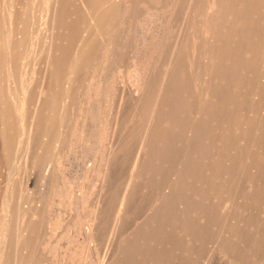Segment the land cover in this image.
I'll list each match as a JSON object with an SVG mask.
<instances>
[{
	"label": "bare ground",
	"instance_id": "obj_1",
	"mask_svg": "<svg viewBox=\"0 0 264 264\" xmlns=\"http://www.w3.org/2000/svg\"><path fill=\"white\" fill-rule=\"evenodd\" d=\"M17 1L2 0L0 2V72L2 71L3 73L5 71L6 73L4 74H7L6 78L7 76L11 77L14 67H10L9 63H15L19 60L23 48L30 51L41 49L44 52L43 62L45 63L43 77H41V82L39 81L40 86L37 88L29 118L25 115L27 110L24 111V105L26 103L24 104L25 101L21 102L22 97L17 98L13 96L15 93H9V91L11 92V87L6 94V98H10L9 100L14 104V111L1 113V135L5 142H2L4 146L1 145V147L6 146L8 149L7 154L11 153L10 148L14 146L16 148V145L13 146L12 144L15 143L14 140H19L16 137L21 133L19 129L22 127L25 138L23 136L21 138L23 137L26 141V143L24 142L26 144V157L22 165H25V172H28L29 169L34 168L35 170L38 166H42L47 157L50 156L51 148H53L52 145H57L62 140H68L70 147L77 145L92 147L93 145H97L98 161L95 175H98V179L102 185L94 206L93 222L89 224V234L91 241H93L92 243L95 242L97 244L96 249L98 245L101 244L102 246L101 241L105 239V252L108 251L107 256L104 254L106 257H98L100 259L97 264H191L192 260L198 257L202 247L206 245L204 243L205 239L200 237V235L202 236L206 232L201 233V231L209 227L212 216L214 217V214L218 211L208 201L221 199L224 196L225 198L230 196L228 199H231V201L227 200L229 201L228 203L232 202V205L229 204L231 209L227 207L231 211V215H229L231 221L229 230L227 231L229 234L226 237L223 236L225 240L222 245L225 244L230 249L238 250L239 245L244 239L243 236L247 231H251V227L254 226L256 220H261L255 218L254 212L255 206L261 205L262 207L261 201L264 200V197L262 198L263 200L261 199V194L264 193V169L261 170L259 168L263 174L255 172H253L255 174H251L249 172L248 175L240 173L242 174L241 176H234L236 179L234 177L235 181L232 179L234 186L231 183L233 189L229 191V196L226 195L225 191L214 192L210 195L199 194L198 192L196 195L197 197L199 195L197 199L200 201V204L195 205L198 203V200H196L197 203L195 202L192 205L191 201L188 203V199L190 198H188L189 196L188 194L186 195V192L189 190L187 188L188 181L194 177L193 175V177L191 176L192 170L199 167L203 161L201 160L200 163L198 162L199 160L197 161L198 157L201 158L204 155L202 151L204 153L207 147L216 149L218 140L222 138V136L219 137L222 135L221 130L228 128L227 131H233L236 125L238 128L241 126L234 120L238 119L237 115L233 121L231 118L233 117L231 113L234 114L233 108L239 102L237 103L238 93L236 96V93L233 91V89L236 90L237 86H234L235 88L232 89L230 82L234 83L233 80L238 77L235 78L237 75L233 73V69H230L227 70V77L223 76L224 80L221 78V82L218 69L224 72H226L224 68L228 69L221 62H228L230 64L231 62L233 64L235 62H237L236 64L239 62L251 63L252 51H258L257 48L260 46L254 47L252 50V41L257 24L255 21L259 22L260 19L264 18V0H43L44 6L40 11L42 21L39 24L41 27L38 25V28L34 21L37 18L34 14L35 7L33 3L35 0L32 2V5L31 0H26L25 4H22L23 8L18 6L19 3ZM21 29H23L22 32L20 31ZM261 46L264 47L263 44ZM41 50L40 52H42ZM259 53L263 52L259 51ZM259 53L257 54V60L260 59ZM262 55L264 56V54ZM115 62H136L132 65L135 78L131 83L132 98L130 103L132 102L133 109L130 108L132 104L129 106L134 111L132 118L137 122V125L132 129L133 134L131 133L130 135L129 133V137L133 135L132 138L136 137L135 134L137 135V142L134 148H132L133 153L129 148L131 141L135 142V140L133 139L129 143L127 140H123L124 135L118 136L116 134V124L119 123L120 118L119 110L124 109V105V108H120L118 104L119 110L117 111L113 108V111L116 112L111 111L113 114L109 113L110 110H108L110 96L114 90L112 87H107L108 84H104L102 77L103 73L106 72L104 71L105 68L109 65L111 67V64L114 66ZM186 62L193 63L191 64L195 69H193L194 71L197 70L194 62H205L206 69L202 66L204 68L202 75H206L205 77L203 76L204 81L201 80L202 83L200 81L202 75H200L201 78L199 80L197 79L201 84L194 85L197 84L194 83L193 86L192 83L190 84L192 79L189 80L188 74L194 75L193 77L195 78V74L198 72H194L193 74L191 64L187 65L188 63ZM218 63H221L220 66L222 67L219 68ZM236 64H234L235 66L231 65L236 67L238 66ZM199 65L197 66L199 67ZM244 66H247V64ZM188 68L191 71H188ZM204 70L206 71L205 73ZM234 70L235 72L238 71L237 69ZM255 70L257 71V69ZM244 72L245 76L246 73H249V71ZM104 76L106 77V75ZM81 78L85 79V84L82 87V94H79L82 97L79 100L78 110H75L77 113L74 111L76 115L72 119L69 130L68 127L65 128L64 111H66L67 101L74 89H81L80 84H77L79 88L75 87L77 86L76 83H78L77 80ZM241 79L242 77L238 81H241ZM248 80L250 81V79ZM244 81L247 82L246 79L240 82H243V86L246 83ZM221 83H225L227 87L223 88ZM253 86L251 85V88ZM261 88L264 89L262 86H258V89L255 90L258 91L260 89L262 91ZM25 91H27V88ZM248 91L246 90L247 93ZM250 92L252 94V89ZM240 93L242 94L243 92ZM8 94L10 97H8ZM253 95H255V92ZM253 95L250 96L252 97ZM23 97L25 100L26 97ZM240 97H242V101L245 99L243 95ZM28 99L27 97L26 100ZM101 102H105L104 107L100 105ZM244 102L240 106H243ZM101 104L103 105V103ZM121 104L123 103L120 102ZM263 104L264 101L262 102ZM70 106L73 109V105ZM3 107L6 108L5 106ZM262 107L264 108V106ZM242 111L238 110L241 113ZM128 113L126 111L125 114L131 116ZM125 117L123 116L122 118ZM111 118L114 126L111 125L113 127H109ZM128 118L131 119V117ZM189 119H192V122L189 123ZM127 120L129 121V119ZM131 121L133 122L134 120L132 119ZM231 121H235L236 125L232 123L233 126L235 125L234 127L230 124ZM258 122L261 125V122ZM122 123L126 124L125 121ZM228 124L233 127L231 128L232 130L229 129L230 125ZM227 125L228 127H226ZM246 126L245 123L243 128ZM235 129L237 128L235 127ZM118 130H120V125ZM242 131L243 137L246 134H243ZM226 132L223 133V137L225 138L222 140L225 142L226 137H229L227 141L229 144H232L233 140L230 143V136ZM259 132H256L257 134L254 136L259 135L258 138L260 139L261 133ZM261 132L264 131L262 130ZM238 133L240 134V128L236 134ZM261 137L264 138V136ZM233 139L235 140V137ZM246 139L243 141H246ZM249 139L252 141V138ZM18 140H16V144ZM106 140H109V142H106ZM236 141L235 143L239 145V141ZM261 141L260 139L258 142ZM246 144L247 142L245 146ZM228 146L225 145L221 148L225 147L226 149V147L230 148L232 146L230 150H234L233 145ZM203 147L205 148L204 150ZM246 147L245 151L248 152L249 146ZM250 148L252 147L250 146ZM60 152V154H56L62 157V151ZM127 152H131L132 157L127 164L128 172L125 176L123 175L124 178L122 179L121 172L124 170L123 165L125 164ZM249 152H252L251 149ZM261 152H264V150ZM208 153L212 154L210 151ZM227 157L229 158V155ZM226 158L224 159L223 157L224 161ZM173 159L177 161L175 169L171 165ZM195 161H197L196 164L200 165H196ZM209 163H211V160ZM215 163L218 166L217 161ZM205 166L207 167V165ZM215 167L213 169L216 170L214 172L217 174L219 170ZM253 167L255 166H251V168ZM213 169H208V171L213 172ZM220 169H222L221 166ZM251 170L254 171L255 168ZM194 173L198 178V174L201 172H198L197 175L196 172ZM211 175L215 176L214 174ZM200 177L202 176L200 175ZM206 177H209V174ZM201 180L198 178L199 183H201ZM195 184H193V187H195ZM208 186L210 187L211 185ZM217 187L218 185L215 188L218 189ZM155 188H157L158 193ZM52 189L50 188V190ZM190 189L192 188L190 187ZM153 190L156 191L157 196L154 197V200L150 199L152 202L147 203L149 207L147 205L148 208L146 207V210L142 209L144 212H141V208H138L139 205L136 207V204L142 202V197L146 201L144 197L147 196L148 192H154ZM209 190L212 189L209 188ZM150 193L148 194L149 196H151ZM259 197L260 199H258ZM206 199L209 200L206 201ZM257 200H260L258 202L260 203L259 205H257L258 203L256 204ZM71 202L73 203L74 200L72 199ZM71 202L70 204H72ZM114 202L115 204L113 205L112 203ZM140 205L142 204L140 203ZM33 206L30 205L31 208ZM226 206L224 207L226 208ZM111 208H113L112 211ZM225 208L222 209L224 212ZM3 209V213L1 211L3 221H0L2 223H0V228H2L3 233L0 232L2 233L1 239L3 238L4 245L0 248V264H32L36 259V262L39 260L38 256L40 254L43 258L47 252L48 254H52L50 251H55L53 247L51 248L50 244L44 243L47 240L38 243L41 240L39 238L40 230L43 229L42 226L46 223L44 222L46 218L40 214L42 210L39 212L35 208L33 210L29 208L23 213L21 209H18L17 214L12 217L9 215V209H6V207ZM222 210L220 209L219 211ZM110 212L114 214L112 213V215ZM109 215L112 216V223L110 224L112 227L110 229L109 226V230L107 229L108 232H106V228H108L106 220L111 217ZM132 221L134 224L132 229H124L123 225L127 222L131 224ZM47 223L48 228L53 230L59 222L47 221ZM120 227L122 230H120ZM263 228L262 226L259 229L263 230ZM198 233H200L199 236ZM248 234L250 233L248 232ZM215 241L216 244L217 242L221 244L223 240L217 241L216 239ZM105 243L103 242V244ZM225 245L223 248L226 247ZM68 250L66 252L64 250L65 254L60 251L63 253V255L60 254L62 260H68L69 262L66 261L68 264L87 263L88 250L87 254L85 253V257L83 256L84 259L81 260L77 257L76 251ZM242 251H240L241 253L239 251V253L236 252L237 254H235L234 258L239 264L248 259V256L246 257L247 254L245 255L244 252L242 254ZM55 253L53 254L55 255ZM42 258L38 261L39 264H52L49 258L44 257L46 260H42ZM55 258L52 260L54 261ZM193 263L196 264L197 260ZM53 264H57V262H53Z\"/></svg>",
	"mask_w": 264,
	"mask_h": 264
},
{
	"label": "rangeland",
	"instance_id": "obj_2",
	"mask_svg": "<svg viewBox=\"0 0 264 264\" xmlns=\"http://www.w3.org/2000/svg\"><path fill=\"white\" fill-rule=\"evenodd\" d=\"M25 1L26 0H20V1L18 0L17 1L19 3L18 6H20V8H23V5L25 4ZM33 1L34 0H31V5H32V2ZM20 2H22V3H20ZM33 4H34V7H35L34 14L38 18V19L35 18L34 21H35V25L38 28V25L40 24V21H42L41 20L42 19V16H40V11H41V9H43L44 3H43V0H35ZM255 22L257 24H256V27H255L256 28L255 29L256 31L254 30L255 31V34L253 36V41H252V47H253L252 50L254 49V47L257 48L259 45L260 46L262 44L264 45V18L262 20L261 19L259 20L260 23L257 22V20ZM39 26L41 27V25H39ZM137 29H138V27H137ZM257 29H258V31H257ZM20 31L22 32L23 29H21ZM21 34H19V36H21ZM258 34L261 35V36H259ZM260 41L262 42V44H261ZM260 46L258 47L259 49H261L263 47V46H261V48H260ZM258 48H257L258 51H255V50H253L255 52L252 51V54L255 55L256 57L252 55L251 63L250 62H246V63L245 62H239L238 64H236L237 62H235L234 64H236L238 66L234 67L235 65L232 62H231V64L234 65V66H232L228 62H225V63L224 62H221L222 65L224 67L226 66L228 69H226V68L223 67L224 70H226V72L220 71V69H218V72L221 74V75L219 74L220 80H221V78H223V76L227 77V75H228V74H226L227 73V70H230V69H233V71H234L233 73L235 75H237L236 77L234 75L233 76L235 78L238 77L237 79H234L233 80L234 83H236L235 85H234L233 82H230V84H232V89L237 86L236 90L233 89V91L236 93V96H237V93H238V101H237V103L239 102V104H235V106L233 108L234 114L231 113L233 115V117H231V118H232V121H233L234 117L236 118V115H237V118L238 119L240 118L239 121H237L238 119L237 120L234 119L237 124L241 125V126H239V128H240V134L239 133L236 134V132H237V130L239 128L237 127L235 121L234 122L231 121L230 124L231 125H232V123L235 124L236 126L235 125L234 126L237 129H235V127L232 125L234 127L233 131H229V130L227 131L228 128H225L224 130H221L222 135H220L219 137L222 136V138H220L218 140L217 147H215L216 149H210L208 147L205 149L203 147V150L205 149V152L203 153V151H202V154H204V155L202 157L200 156L201 158H199V157L197 158V161L199 160L198 161L199 163L201 162V160H203L200 163L201 165L198 164V163L196 164L197 161H195V164L196 165H200L202 167L199 166V167H196V168H194L192 170L191 176L193 175L194 177L192 176L193 179L191 178V180H189L188 181L189 183L187 184V186H188L187 188L189 189V190L188 189L187 190L189 192L187 191L188 193L186 192V195L188 194V196H189L188 198H190V199L187 198L189 200L188 203L191 201L190 203H192V205H194L195 202H196V200H198L197 198L199 197V195H198V197L196 195V194H198V192H199V194L200 193L201 194L204 193V194H209L210 195V194H212L214 192H222V191H225L226 192V195L229 196V194H230L229 191H231L233 189V186H234V181H235L234 178L236 179V177L241 176L242 174L248 175L249 172L251 174H255V173H257V174L258 173L259 174L262 173L263 174V172L261 170L264 169V155H263L264 152H261V151L264 150V148H263V146H264L263 145L264 144V142H263L264 138L261 137V136H264V132H261V131L262 130L264 131V125H262V124H264V114L262 115V113L264 112V108L262 107V106H264V104L262 105V102L264 101L263 100L264 99V96H263L264 95V91H263L264 89L261 88L263 92L260 89L258 91L255 90V89H258V86H260V87L262 86L264 88V85H263L264 83H262V82H264V77H263V75H264V61H263L264 58H262V57H264L262 55V54H264V47L261 50H259ZM27 50L28 49H24L23 48L21 50V53H20V56L21 57H19V60L17 62H15V63L14 62L13 63H11V62L9 63L10 64V67H12V68L14 67V70L12 71L11 77H8L7 76V78H6V75L7 74H4L6 72L5 71L3 73H2V71L0 72V77H1L0 78V91H1V93H0V98H1L0 99V110H1V112H0V125L1 126H2V124H1L2 123V121H1V113L2 112H4V113L5 112H9L10 113V112H13L14 111V104H13V102L11 100H9L10 98H6V96H7L6 94L8 93L10 87H11V92L9 91V93H15V94H13V96H16L17 98H21L22 97L23 100L21 99V102H24L25 101L24 104L25 103L26 104L24 105V111L27 110V112H25V115H27V118H29V114H30V111L32 109L33 102L35 101L34 98L36 96L37 88H38V86H40V82H41V79H42L41 77H43L42 74H43V71H44V63H45V62H43V54H44V52L41 49L40 50L43 53L40 52L39 49H38L39 52L37 50L36 51L35 50H32V51L28 50V52H27ZM259 51L260 52L262 51L263 53H259ZM23 53H24V55H23ZM258 53H259L258 56L260 57L259 60H257V58H258L257 57V54ZM29 55H30V57H29ZM31 56H32V59H34V60L31 59ZM27 59H28V61H27ZM36 59H38V60H36ZM115 63L113 64L114 66H112V64H111V67L109 65L107 68H105L104 71H106L107 73L106 72L103 73V77H102L104 84L105 85L108 84L107 87H112V89L114 90L113 94H111V96H110L108 110H110L109 113H112L113 114V112L119 110L118 104H119L120 108L123 107V105H124L125 108L124 107L123 108L125 109V111H124V109H120L121 112L119 110V117H120L119 118V121H118L119 123L116 124V127L118 129H119V125H120V130L121 131L116 128V134H118V136L124 135L123 140H127L128 142L131 141V140H133V139L135 140V142L134 141H131V143L129 142L130 143V148L129 149H130V151L132 150L131 152L133 153V149L132 148H134L135 143L137 142V135L135 134L136 137L134 136L135 138H132L133 135L131 137H129V133L131 135V133L133 132L132 129H134L135 125H137V122L135 121L134 118H132V116L134 115V111L132 110L133 109V104H132V102L130 103V101H131V98H132L131 97L132 96V84L131 83H132L133 79L135 78V72L132 69V65H133V63H136V62H115ZM186 63H188V62H186ZM191 63L192 62H189L187 65H190ZM221 63L220 64L218 63L219 64V68L222 67V66H220ZM192 64H191V66H192ZM246 64H247V66H244ZM194 65H195V68L197 69L196 71H194L195 69H194L193 66H192L193 68L191 66H188V67H191L193 74H194V72L195 73L198 72V73L195 74V78L193 77L194 76L193 74H192L193 76H191V74L190 75L188 74L189 80L192 79L190 81V84L192 83V86H193L194 83H197V84H194V85L201 84L202 81H204V77L206 76L204 74L202 75V73H203L202 70L206 67L205 62H198V63L197 62H194ZM197 65H199V67ZM200 66H201V68H200ZM202 66H204V68ZM42 67H43V69H42ZM234 69H237L238 71H240V70H242V71L241 72H238V71L235 72ZM255 69H257V71ZM188 71H191V70L188 68ZM248 71H249V73H246ZM119 72H120V74H119ZM192 72H190V73H192ZM205 72L206 71L204 70V73ZM243 72L246 73V76H245V74H243ZM2 74L5 76V78H4V76ZM104 75H106V77ZM200 75H202V78L203 79L200 77ZM107 76H109V77H107ZM240 77H242V79L244 78V79L247 80V82L244 81V82H246V83H244V86L242 84L243 82L240 83L244 79L243 80L241 79V81H238L240 79ZM22 78H23V80L24 79L25 80L23 81ZM84 78H81V79H78L77 80L78 83H76V85L77 84H80L81 89L78 87L79 85L75 86V87H78L79 89H74V91L72 92V95H71L73 97L70 96V98L68 99L67 105H66V108H65L66 111H64V123L66 125L65 128L68 127L69 130H70V127H71V124H72V119H73V117H75V115L77 113L75 110H78L79 100H81V97H82L79 94H82L81 92L83 91V88L82 87L85 84L84 83V80H85ZM105 78L108 81H106ZM108 78H110L111 80L108 79ZM199 78H201L200 81L202 80L201 83H200V81H198ZM82 79H83V81H82ZM195 79L196 80L198 79V80L196 81ZM248 79H250V81ZM193 80H195V82H193ZM222 80H224V78ZM222 80H221V82H222ZM248 81H249V83H248ZM129 83H130V85H129ZM14 84H16V85L14 86ZM223 84H225V83H223ZM223 84L221 83V85H222L223 88L227 87L226 84L225 85H223ZM245 85H246V87H245ZM251 85H254L253 86L254 88L253 87L251 88ZM23 86H24V88L25 87L27 88V91H25L26 88L24 89ZM239 86L241 88H243V89H241ZM238 89L241 90V91H239ZM251 89L253 91L252 94H250L251 93L250 92ZM246 90L247 91L250 90V91H248V93L249 92L250 93L248 94L246 92ZM240 92H243V93L241 94ZM254 92H255V95H253ZM16 93H17V95H16ZM23 93L26 94L27 96L24 95ZM22 94H23V96L26 97L25 100H24V97L22 96ZM247 94L249 95V97H247L248 96ZM242 95L244 96L243 98H245L244 99L245 102H244V100L242 101V97H240ZM250 95H253L252 97H254V96L255 97L252 98ZM76 96H79L80 98L79 97L76 98ZM260 96H262L263 98L260 97ZM8 97H10L9 94H8ZM27 97L29 98L28 100H26ZM122 97H123V99H122ZM75 100H78V101H75ZM118 100H121V101H118ZM120 102L123 103V104H121L122 106L120 105ZM242 102H244L243 103V106H240L242 104ZM101 103H103V105ZM101 103H100V105L102 107H104L105 106L104 105L105 102H101ZM131 104H132V106H130ZM70 105H73L72 108L74 110L70 108L71 107ZM115 105H117V106H115ZM3 106H5L6 108H4ZM129 106L132 109H130ZM117 107H118V109H116ZM113 108L115 109V111H113ZM238 110H241V111L243 110V111L241 113V112H238ZM262 110H263V112H262ZM74 111L76 113H74ZM111 111H113V112H111ZM126 111H128L131 114V116L130 115L129 116L126 115L125 114ZM236 111H237V113H236ZM132 112H133V114H132ZM122 114H123V116H126L125 118L129 119V121L127 119H125V118H122L123 117ZM128 117H131V119L128 118ZM27 118H26V120H27ZM244 118H245V121H244ZM256 118H257V120H256ZM132 119L134 120L133 122L131 121ZM247 120H250V121H247ZM27 121H26V123H27ZM124 121L126 122V124L125 123H122ZM240 121L243 124L242 123L240 124ZM251 121L254 124H252ZM258 121L261 122V125H259V122ZM190 122H192V119L189 121V123ZM245 123H246V125H247L246 127L248 129L246 127L243 128L245 126ZM111 124L113 125L112 118L110 120L109 127H113L114 126V125L112 126ZM127 124H130V125L127 126ZM230 124H228V125H230ZM228 125L226 127H228ZM250 125H252V126H250ZM1 126H0V143H2V142L5 143L4 142V139H3L2 135H1ZM230 126H229V129L233 128L232 126L231 127ZM241 127H242V129H241ZM246 129L247 130H250V131H247ZM254 130L257 133L260 131L259 132V133H261L260 134V139L262 140L261 142L263 144L261 142H258V141H260V139L258 138L259 135H256V137L254 136L255 134H257ZM257 130H259V131H257ZM20 131H21V133L19 135L17 134L19 137L17 136L16 138H19V140L20 139L21 140L20 141L18 139H16V140H18L21 143L19 144V142L17 141V144H16V140H14L15 143L12 144V145L13 146L16 145V148H15V146L14 147H11L10 148L11 149V153H8L7 154L8 149L6 148V146L3 147L4 144L3 143L0 144V179H1L0 180V218L1 219L3 218V215L1 214V211L2 210L4 211V209H3L4 207H6V209H9L10 210L8 212H9V215L12 216V217H14V215L17 214V212H18L17 210L18 209H21L23 213H25L29 208H30V210H33L35 208L36 211H39V212L42 210V212H40V214L44 218H46L45 219L46 221L44 220V222H46V223L43 224V226H42L43 229L40 230V233H39V236L40 237L39 238H41V240L38 239L39 240L38 243L39 242L41 243V242H44V240H47L44 243L50 244L51 248L53 247V249H55V251H50V252H52V254H50V253L48 254V252H47V254H44L43 258L41 257L42 255L40 254L38 256L39 257V260L41 258H42V260H44L45 258H47V259L49 258L50 263H52V264H53V262L54 263L57 262V264H68L66 262L68 260H66V261L65 260H62V256H61V255H63V253L65 254V252L68 249L69 250H72V251H76L77 257L80 258V260L81 259H84L85 253L87 254V250H88L89 253H88V258H87V263L86 264H97V262H98V260L100 258L106 257L108 255V251L105 252V250H106L105 239H103V241H101L103 247L100 244V245L97 246V249H98L97 250L96 249V245L97 244H95V242L92 243L93 241H91L90 234H89V224L93 222L94 206H95V202H96V200L98 198V195L100 194V190H101L100 188H101V185H102L101 184V181L98 179L99 178L98 175L97 174L95 175V168H96L97 161H98V158H97L98 157L97 156V154H98L97 145H93L92 147H83V146H80V145L70 147V144H69V141L68 140H66V141H63L62 140V141L58 142L57 145H55V144L52 145L53 148H51V153L49 154L50 156L47 157V159L45 160V162H44V164L42 166H38V168L40 170L38 168H35V170H34V168H33V169H29L28 172H25L26 171L25 170L26 167H24L25 165H22V164H24V160H25V157H26V154H25L26 153V149H25L26 148V144H25L26 141L24 139L25 138V134L23 133L22 127H20V129H19V132ZM128 131H130V132H128ZM241 131L243 132V134H246V135H243V137H242ZM253 131L255 132V134H254ZM224 132H226V134H228L230 136V139L232 138L231 140L229 139L230 143L233 140L232 141V144H229L228 141H227L229 137H226V139H225L226 141L225 142H224V140H222V139L225 138V137H223V133ZM232 132H234V133H232ZM120 133H121V135H120ZM228 135H226V136H228ZM21 136H23L24 138L23 137L21 138ZM245 136L246 137L247 136H250V137H247V139H248L247 140ZM233 137H235V140L233 139ZM249 138H252V141L253 142L250 141L251 139H249ZM244 139H246V141H243ZM235 141L236 142L239 141V145L240 146L237 143H235ZM254 141H256V142H254ZM106 142H109V140H106ZM132 142H133L134 145L132 144ZM246 142L248 144V145L246 144V146H249L248 147L249 150H247L248 152L245 151L247 149V147L245 146V143ZM22 143H24L25 145L22 144ZM249 143H250V145H249ZM221 144H222V146H221ZM234 144L235 145L237 144V145L235 146ZM258 144H259V146H258ZM1 145H3V146L1 147ZM225 145L226 146L229 145L228 147H230V145H233V149L235 150V152H234V150H230V148L232 149V146L230 148H227L226 147V149H225V147L224 148H221V147H223ZM243 146H245V147H243ZM250 146L254 150L252 148H250ZM23 147H24V149H23ZM259 147H261L263 149H261ZM217 148H218V150H217ZM207 149L210 152H212V154L208 153L209 151ZM220 149H222L224 151V153ZM250 149H251L252 152H249ZM59 150L62 151V157H61V155H59L61 153ZM215 151H216L217 154L215 153ZM231 151H233V152H231ZM131 152L130 153L127 152L125 164L123 165V169L124 170L122 169L123 171L121 172L122 179L124 178L123 175L125 176L127 174V172H128L127 171V169H128L127 164H128V162H130L129 159L132 157V153ZM56 153H59L58 154L59 156ZM234 153L235 154L237 153V154L235 155ZM213 154H215V155H213ZM228 155H229V158L227 157ZM5 156H6V158H5ZM208 156H210V158H208ZM258 156H260V157H258ZM223 157H224V159L226 158L225 161H224ZM230 157H232V158H230ZM238 157H239V159H238ZM219 158H221V159H219ZM12 159H13V161H12ZM48 159H49V161H48ZM53 159H54V162H53ZM213 159L217 161L218 166L215 163L216 161H214ZM252 159H254V160H252ZM18 160H19V162H17ZM210 160H211V163H212V160H213V163L212 164L209 163ZM218 160H220L221 162L218 161ZM260 160H262V161L260 162ZM228 161H232V162H228ZM219 162L221 164H224V163L225 164L224 165H221ZM233 162L235 163V165H234ZM46 163H47V165H46ZM171 163H172L171 164L172 165V168L175 169V167L177 166V161L175 159H173L171 161ZM205 165H207V167ZM215 165H216V167H215ZM260 165L263 166V167H261ZM22 166L24 167V169H23ZM220 166L222 167V169H220ZM251 166H255V167L251 168ZM257 166H259V167H257ZM92 167H94V168H92ZM214 167L215 168H218L217 170H219V171H217V174L214 172V170H215V169H213ZM207 168L209 170H212L213 169V172L208 171ZM254 168H255V170L252 171L251 169H254ZM60 171H62V172H60ZM59 172H60V174H59ZM194 172H196V175L198 174V172L199 173L201 172L200 174H198V178L200 180H201V178H203V180H201V183H199L198 178H197V176H195V173ZM253 172H255V173H253ZM20 173H22V174H20ZM204 173H205V175H204ZM240 173H242V174H240ZM61 174H64V175H61ZM208 174H209V177H206V176H208ZM211 174H214L215 176H212ZM200 175L202 177H200ZM234 176H236V177H234ZM53 180H55V181H53ZM12 181H14V182H12ZM69 181H70V183H69ZM204 181L207 183L206 184L207 186L208 185H211L212 187L211 186L210 187L209 186L207 187L205 185V182ZM52 182H54V183H52ZM195 182H196V184H195ZM14 183H15V185H14ZM55 183H56V185H55ZM202 183L204 184V187H203V184ZM231 183L233 184V186H231L232 185ZM58 184L60 185V187H59ZM193 184H195L194 185L195 187H193ZM217 185H218V187H217L218 189L215 188ZM52 187H53V189H52ZM58 187H59V189H57ZM70 187H71V189H70ZM190 187L192 189H190ZM17 188H19V189H17ZM50 188L52 190H50ZM209 188L212 189V190H209ZM119 190H121V189H119ZM155 190L158 193L157 188H155ZM155 190H153L155 193L152 192V191H150L151 193L148 192V194L150 193V195L153 196L152 198H151V196H149L147 194V196L144 197L146 201H144L143 200V197H142L141 201L143 203L142 202H139V203L137 202L138 204H136V207L139 205L138 208L139 209L141 208V210H140L141 212H144L143 210H146L149 207V204H147V203H151L152 202V200H150V199H153L154 200L155 199L154 197L157 196V193H156ZM191 190H193V191L191 192ZM194 190H197V191H194ZM20 191L23 192V193H21ZM64 192H66L65 193L66 195L64 194ZM191 193L193 194V196L194 195H196V196L193 197ZM20 195H22V196L20 197ZM261 195H262V197H261V199H262L264 197L263 196L264 193H262ZM66 196H69V197H66ZM206 196H208V195H206ZM192 197H193V199L196 197L194 199V201H193ZM69 198L71 200L73 199L74 202L72 203ZM210 198H212V197H210ZM228 198H230V196ZM228 198L227 197L225 198V196H224L221 199L220 198L219 199H212V200L208 201L209 204H213V206L218 210L216 212V214L218 213V215L214 214L215 216L214 217L212 216V219L213 220L212 219L210 220L209 227L208 228L207 227L204 228L205 230L204 231L202 230L203 232L201 231V233L206 232V233L202 234V236L204 235L203 237L200 235V233H198V236L200 235V237L202 239L203 238L205 239L204 243L206 245L203 246L204 248L202 247V249L200 251L201 254L199 253L200 256L198 255L199 258L197 257L196 259H193L192 261L193 262H196V260H197V263L196 264H239V263H237L236 259H234L235 258V254H237L236 252H238V251L240 252V251L243 250L242 251V254L244 252L245 255L247 254L246 257L248 256L247 257L248 259H246L244 262H242L243 264H247V263L248 264H264V232H263L264 231V228H263V230H260L259 229V228H262V226L264 227V222H263L264 221V212H263L264 211V206H263V204H264V202H263L264 200L263 199L264 198L262 199L263 201H261L262 202L261 203L262 204V207H261V205H259L260 203H258V202H260V200H257L256 204L258 203L257 205H259V206H257V207L255 206V212H254V214L256 215L255 218H257L258 220L261 219L260 221L262 223L260 221H257V220L255 221L254 226L251 227V231H247V233L243 236L244 239L242 240V243L239 245V247H238L239 249L238 250L237 249H235V250L234 249H230L225 244L224 245L227 248L226 247L223 248L224 245H222L224 243L225 237L229 234L227 231L229 230L228 228H229V224H230V221H231L230 216H229V215H231L230 214L231 211L229 210V209H231L230 208L231 206L229 204L232 205V202L231 203H228L229 201H231V199L229 200ZM46 199H48V200H46ZM67 199H69L68 200L69 203H68ZM201 199H202V197H201ZM258 199H260V197ZM11 200H13V201H11ZM207 200H209V199H206V201ZM4 201L6 202L5 204H4ZM224 201H226V202H224ZM70 202L72 204H70ZM197 202H196L197 204H195V205L200 204L199 203L200 202L199 200ZM7 203H9V204H7ZM140 203L142 205H140ZM112 204L114 205L115 202L112 203ZM30 205L31 206L34 205V206L31 208ZM147 205H148V207H147ZM226 205H228V206H226ZM7 206H9V207H7ZM15 206L17 207V209H16ZM42 206H43V209H42ZM219 206H221V207H219ZM224 206H226V208ZM224 208H225V212H224V210H222ZM220 209L224 212V214H223L222 211H219ZM112 210H113V208H111V211ZM226 210H228L229 213ZM3 211H2V213H3ZM110 213L112 214L113 212H110ZM258 214H260V215H258ZM46 215H47V217H46ZM225 215H228V216H225ZM109 216H111V215H109ZM1 219H0V221H3V219L2 220ZM109 219H111V220H109ZM50 220H52V221H50ZM47 221L48 222L58 221L59 223H58L57 227L52 230L51 228L50 229L48 228ZM107 222H108V224H107ZM111 223H112V216L106 220V226L108 225L107 226L108 228H106V232H108L109 226H110V229H111V227H112V225H110ZM131 224H133V221H132ZM131 224H129L128 222L125 223L123 225L124 229H126V230L132 229V227L134 226V224L133 225H131ZM210 226H211V228H210ZM0 227H1V225H0ZM1 229L2 228H0V231L2 232ZM120 230H122V228ZM207 230H208V232H207ZM248 232L250 234H248ZM2 233L0 234L1 235L0 236V241H1L0 242V248H2V246L4 245L3 244L4 243L3 242V238L1 239ZM216 233H218V234H216ZM254 234L257 235V236H255ZM217 236H218L219 239L217 238ZM223 236H225V237H223ZM42 238H44V239H42ZM216 239H217V241H222V240L223 241H222L221 244H220V242L219 243L217 242V244H216V241H215ZM103 242L105 244H103ZM214 246H216V247H214ZM103 248H105V249H103ZM99 249H100V251H99ZM64 250H65V252H64ZM103 250H104V252H103ZM60 251H62L63 253L60 252ZM232 251L233 252L235 251V252L233 253ZM53 253H55V255L57 253L58 254L55 256ZM100 253H103V254H100ZM52 255H54V256H52ZM59 255H60V257H59ZM102 255H104V256H102ZM99 256H100V258H98ZM53 258H55L54 261L52 260ZM56 259H58V260H56ZM36 260L33 261L32 264L38 263L39 260L37 262H36ZM63 261H65V263H63ZM193 262L191 264H195ZM242 263H240V264H242ZM70 264H72V263H70Z\"/></svg>",
	"mask_w": 264,
	"mask_h": 264
}]
</instances>
